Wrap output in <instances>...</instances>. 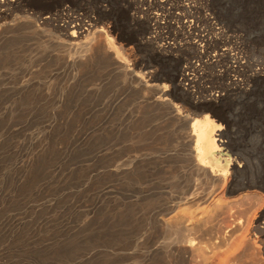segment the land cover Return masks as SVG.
I'll list each match as a JSON object with an SVG mask.
<instances>
[{"label":"rangeland","instance_id":"obj_1","mask_svg":"<svg viewBox=\"0 0 264 264\" xmlns=\"http://www.w3.org/2000/svg\"><path fill=\"white\" fill-rule=\"evenodd\" d=\"M141 1L21 0L0 9V264H167L159 249L174 244H165L154 218L173 191L191 183L184 141L193 124L206 119L214 138L230 144L217 153L245 159L247 174H259L264 186V72L247 83L244 95L228 88L214 103L207 95L232 85L229 65L238 55L200 64L190 85L196 105L177 97L168 81L172 71L180 74L199 60L189 44L190 23L179 19L182 6L197 3L193 24L212 37L215 29L203 20L213 18L227 35H240L248 68L255 60L260 65L253 70H264V0H175L161 30L150 29ZM64 7L93 28L111 26L116 44L137 34L143 46L126 43L135 70L153 74L158 93L151 101L165 86L173 92L165 104L176 105L178 119L134 97L106 60L83 57L87 64L79 67L71 57L59 59L61 32L50 23L34 25ZM152 50L168 60L155 59ZM223 199L178 209L184 225L205 231L191 262L178 257L172 264H216L245 236L264 249V190Z\"/></svg>","mask_w":264,"mask_h":264},{"label":"bare ground","instance_id":"obj_2","mask_svg":"<svg viewBox=\"0 0 264 264\" xmlns=\"http://www.w3.org/2000/svg\"><path fill=\"white\" fill-rule=\"evenodd\" d=\"M21 0H0V9L11 7ZM175 0H142L141 6H145V15L150 23L151 30H161L167 23L168 17L172 18L176 10L172 2ZM194 0H184L188 4ZM203 0H199L202 3ZM114 4V3H113ZM116 4V3H115ZM114 4V5H115ZM203 5V4H202ZM199 3L196 5L185 6L182 10L183 14L179 17L185 23H190L193 32V40L189 41L190 45L195 50V57L199 59L197 65L189 63L187 67L180 71L176 69L170 74L168 81L173 86V91L177 97L187 104L196 105L193 102L194 94L191 91L190 85L195 81V75L201 71V65L214 64L218 65L223 59L227 58L229 52L233 51L238 55L235 62L229 65V79L232 85L226 89L211 88L208 93L209 101L218 102L224 96L223 92L229 91L239 92L244 95L247 83L261 80L262 77L253 70L256 67L254 60L250 64V75L246 72L249 69V60L247 56L246 46L240 35H227V31L216 21L204 19V22H211V26L215 29L212 37L205 33L196 23V17L193 13L199 10ZM157 9L158 11H154ZM69 10H60L55 16H43L37 20L39 24L34 25L37 30L41 25L50 23L52 26L65 38L61 40L60 46L57 48V57L63 60L65 57L75 59V64L79 67L85 66L87 63L80 60L87 57L89 60L100 58L107 61L115 70L122 74V78L126 87L133 93L134 97L143 100L144 103L151 105L155 109H166L170 117L177 118L180 115L176 105L168 103V97H173V92H166V86L161 90V94L151 101V95H156L157 89L152 84L153 74L150 71L140 73L136 71L137 60L134 58L131 47H126V43L135 42L139 47L143 46L137 37V34H124L123 41L115 43L116 37H109L110 33L114 32L111 26H106L105 29L93 28L89 23L71 17L68 14ZM2 16H0L1 18ZM65 17L68 21L65 23ZM111 17L117 21V11L111 12ZM66 18V19H67ZM58 19L61 24L58 23ZM159 21H163L159 24ZM131 22H134L132 19ZM128 24V23H127ZM132 25V24H131ZM163 25V26H161ZM153 28V29H152ZM130 29H127V31ZM159 32V31H158ZM167 34V33H166ZM90 35V40L86 43H81V39H85ZM108 35V36H107ZM168 35V34H167ZM219 37V41L218 40ZM120 40L121 37H120ZM81 43V44H80ZM168 43H164L166 46ZM169 45V44H168ZM151 55L159 61L168 60L165 56L156 53L152 50ZM201 64V65H200ZM252 68V70H251ZM178 72V79H176ZM176 80V83H175ZM187 82V84H185ZM149 95V96H148ZM214 126L207 119L193 124L190 132V141H184V167L191 175V183L186 187H180L173 191L172 194L165 200L161 211L155 216L159 228L163 233V239L174 246H162L159 251L161 258L167 264H172L175 258L181 257L186 262H191V253L200 245L205 231L202 227H188L185 224V218L177 212L180 207L189 209L193 206L203 205L204 203H212L216 201L219 204L225 203L223 196L231 195L238 191L260 188L264 190V186L260 185L262 177L258 174H247V162L239 157L232 159L229 154L222 158L221 150L230 148L229 141H217L214 138ZM218 152V153H217ZM228 152V151H226ZM234 162V167L231 173L228 168ZM262 184V183H261ZM217 199L215 200V198ZM173 213V214H172ZM172 216L170 217L169 215ZM191 218V217H190ZM264 236V234H263ZM216 264H264V249L259 250L253 245L251 238L245 236L233 250H225Z\"/></svg>","mask_w":264,"mask_h":264},{"label":"built area","instance_id":"obj_3","mask_svg":"<svg viewBox=\"0 0 264 264\" xmlns=\"http://www.w3.org/2000/svg\"><path fill=\"white\" fill-rule=\"evenodd\" d=\"M260 65V63L257 65V68L258 66ZM257 73L261 76V74L264 72V70H261V69H256ZM262 77V76H261Z\"/></svg>","mask_w":264,"mask_h":264}]
</instances>
